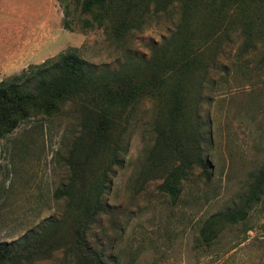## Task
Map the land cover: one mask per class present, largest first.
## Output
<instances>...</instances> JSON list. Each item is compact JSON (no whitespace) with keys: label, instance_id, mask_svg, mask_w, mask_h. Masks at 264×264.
Here are the masks:
<instances>
[{"label":"rangeland","instance_id":"obj_1","mask_svg":"<svg viewBox=\"0 0 264 264\" xmlns=\"http://www.w3.org/2000/svg\"><path fill=\"white\" fill-rule=\"evenodd\" d=\"M69 9L70 28H64L60 0H0V80L67 48L76 49L94 72L117 69L126 55L148 60L178 22L173 9L151 15L142 30L116 45L104 28L82 29L75 4L69 2ZM250 9L253 40L246 50L237 30L200 48L208 77L215 81L205 84L199 110L209 179L193 169L175 200L160 191V179L137 181L153 142L154 112L151 100L137 106L126 133L127 153L105 195L108 212L90 234V249L110 263H262L264 206L256 205L244 222L225 227L211 244L197 240L201 221L232 205L248 174L264 162V26L258 25V6ZM259 14L264 15V7ZM79 112L69 104L56 115L31 117L0 140V242L38 233L63 217V201L53 192L67 182L64 158L79 131ZM188 119L193 122V115ZM51 246L17 264H75L70 245Z\"/></svg>","mask_w":264,"mask_h":264},{"label":"trees","instance_id":"obj_2","mask_svg":"<svg viewBox=\"0 0 264 264\" xmlns=\"http://www.w3.org/2000/svg\"><path fill=\"white\" fill-rule=\"evenodd\" d=\"M60 1L64 28H70L72 2L82 29L104 28L116 45L142 30L151 15L173 9L178 11V22L169 37L152 49L148 60L126 55L117 69L94 72L76 49L67 48L0 80V140L31 117L56 115L69 104L80 111L79 131L64 158L67 182L53 192L55 200L63 201V217L50 220L38 233L30 231L17 240L0 242V264L28 261L51 245H70L67 249L75 264H112L90 249L94 245L90 234L108 212L105 195L114 168L123 164L126 133L144 99L153 102L149 129L153 142L145 152L137 181L160 179V191L175 200L193 169L199 168L209 179L199 110L205 84L213 86L215 81L208 77L200 48L213 38L216 41L217 35L229 37L230 31L237 30L244 36L242 50H246L253 40L252 6H258V25L264 26V15L259 14L264 0ZM189 114L193 115L191 123ZM256 205L264 206V162L248 174L232 205L201 221L197 240L211 244L225 227L244 222Z\"/></svg>","mask_w":264,"mask_h":264}]
</instances>
